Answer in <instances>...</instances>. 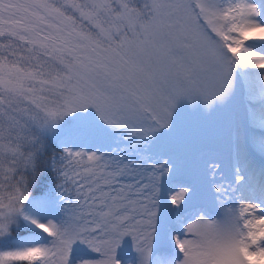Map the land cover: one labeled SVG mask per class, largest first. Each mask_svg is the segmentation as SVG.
<instances>
[{"label": "snow or ice", "instance_id": "snow-or-ice-1", "mask_svg": "<svg viewBox=\"0 0 264 264\" xmlns=\"http://www.w3.org/2000/svg\"><path fill=\"white\" fill-rule=\"evenodd\" d=\"M0 264H264V0H0Z\"/></svg>", "mask_w": 264, "mask_h": 264}]
</instances>
